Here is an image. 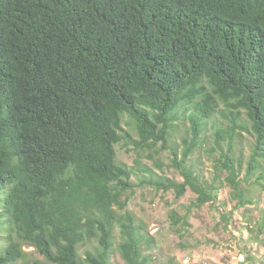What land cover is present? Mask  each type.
Segmentation results:
<instances>
[{
    "label": "trees",
    "instance_id": "16d2710c",
    "mask_svg": "<svg viewBox=\"0 0 264 264\" xmlns=\"http://www.w3.org/2000/svg\"><path fill=\"white\" fill-rule=\"evenodd\" d=\"M187 105L191 138L179 157L171 148L183 181L151 185L176 198L189 188L200 208L225 171L235 210L250 203L233 135L243 114L254 137L249 177L264 158V0H0V264H111L116 226L124 264H147L145 237L124 211L132 171L114 145L130 139L127 117L135 147L169 149ZM216 112L229 123L216 140L228 142L206 183L187 162ZM24 245L43 259L27 260ZM245 251L241 264H256Z\"/></svg>",
    "mask_w": 264,
    "mask_h": 264
},
{
    "label": "rangeland",
    "instance_id": "374dc122",
    "mask_svg": "<svg viewBox=\"0 0 264 264\" xmlns=\"http://www.w3.org/2000/svg\"><path fill=\"white\" fill-rule=\"evenodd\" d=\"M220 109H223L220 106ZM195 115L192 105L178 109L176 119L172 123L168 136L169 149L157 143L151 148H137L133 141L138 140L133 123L124 118L122 128L123 140L114 145L116 161L126 165L131 171L130 181L135 187L132 194L127 193V211L133 218L134 226L145 237L140 249L147 257V264H241L245 262V245L248 244L256 264H261L264 254V233L257 230L259 223H264V158L258 160L260 168L247 177V166L254 143L249 131V123L242 114L233 135V158L239 168L238 179L247 178V199L250 203L235 210L236 200L231 199V188L224 183L226 172L220 174V185L213 203H206L200 208L194 206L196 194L189 188L176 198L173 191L156 189L150 182L158 177L181 183L183 178L172 166L171 148L180 156L183 150V139L191 138L189 117ZM229 125L221 112L202 122V133L199 144L191 154L187 165L206 183L215 176V165L227 148V138L216 140V130ZM239 160V163H238ZM257 182V185L253 183ZM124 211H121L123 213ZM231 213H233L231 215ZM222 214L231 216L232 221L226 223ZM185 219L187 226L181 221L174 223L171 216ZM246 226H249L247 229ZM251 230V232L249 231ZM120 228L116 226L112 246L109 252L111 264H124L119 245L122 242ZM3 236L0 233V240ZM149 240V243H147ZM95 243L79 248L83 258L84 252L95 247ZM27 260H42L37 251L28 245L23 246ZM249 263V262H248Z\"/></svg>",
    "mask_w": 264,
    "mask_h": 264
}]
</instances>
